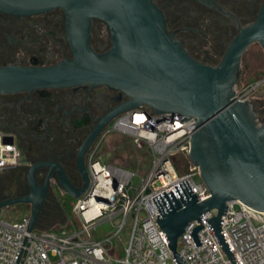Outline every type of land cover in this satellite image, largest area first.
<instances>
[{
    "label": "water",
    "instance_id": "1",
    "mask_svg": "<svg viewBox=\"0 0 264 264\" xmlns=\"http://www.w3.org/2000/svg\"><path fill=\"white\" fill-rule=\"evenodd\" d=\"M52 9L64 12L67 40L72 58L42 68L0 69V94L84 84L107 86L126 95L127 101L114 109L104 128L121 114L142 109L155 115L196 118L191 130L188 159L198 168L209 198L198 202L187 181L168 193L152 198L159 215L155 221L168 242L177 264V240L193 220L200 225L189 233L195 247L203 226L199 217L215 210L205 221L232 264L233 255L221 234V217L227 203L239 201L264 212V121L257 123L252 106L235 98L243 54L252 44L264 52V2L256 21L232 41L216 67L195 62L166 32L162 14L152 0H0V11L30 16ZM92 20L104 22L111 48L102 54L90 46ZM6 143L11 144L9 139ZM81 167L79 188L62 182L64 193L79 199L89 179ZM22 198L0 202V211L17 204L30 206L27 231L15 264H18L29 232L38 228L46 189Z\"/></svg>",
    "mask_w": 264,
    "mask_h": 264
},
{
    "label": "built area",
    "instance_id": "2",
    "mask_svg": "<svg viewBox=\"0 0 264 264\" xmlns=\"http://www.w3.org/2000/svg\"><path fill=\"white\" fill-rule=\"evenodd\" d=\"M264 83L260 80L247 87L237 86L235 98L247 103L251 91ZM155 115L142 109L119 115L102 132L99 143L112 135L125 136L136 150L144 151L148 169L140 174L105 163L94 150L88 157L89 184L75 200L72 221L65 219L57 230L28 233L18 264H177L168 242L155 221L159 215L152 198L174 190L187 181L201 202L209 198L199 178L198 168L188 159L191 130L196 118ZM257 123H260L257 119ZM0 134V172L16 165L19 152ZM134 178L138 185H134ZM221 217V234L236 264H264V212L239 201L227 203ZM216 211L202 214L203 226L197 233L201 243L195 247L189 233L200 225L193 220L177 240L176 253L184 264H232L222 251L205 221ZM29 217L12 222L0 216V264H15L20 252ZM108 222L113 232L102 239L96 227ZM127 230L123 241L122 233Z\"/></svg>",
    "mask_w": 264,
    "mask_h": 264
},
{
    "label": "flooded vegetation",
    "instance_id": "3",
    "mask_svg": "<svg viewBox=\"0 0 264 264\" xmlns=\"http://www.w3.org/2000/svg\"><path fill=\"white\" fill-rule=\"evenodd\" d=\"M152 2L184 53L216 67L240 31L256 21L264 0ZM90 46L98 54L111 48L109 30L100 20L91 22ZM71 58L61 9L30 16L0 11V69L49 67ZM127 99L120 91L89 84L0 94V134L19 152L16 165L0 172V202L27 196L31 175L35 189H46L41 215L63 216L62 204L72 198L62 182L82 185L80 164L87 170L106 118Z\"/></svg>",
    "mask_w": 264,
    "mask_h": 264
},
{
    "label": "rangeland",
    "instance_id": "4",
    "mask_svg": "<svg viewBox=\"0 0 264 264\" xmlns=\"http://www.w3.org/2000/svg\"><path fill=\"white\" fill-rule=\"evenodd\" d=\"M263 61L264 52L260 46L256 44L249 47L242 59L241 68L239 71L238 86L242 85L247 87L260 80H264ZM236 90L237 87H235V91ZM251 92L252 94L249 96L247 103L252 106L253 110L257 113L258 121L262 123V118H264V83ZM97 155L102 156V160L107 164L116 165L132 172L143 174L148 169V158L145 156V152L136 150L129 139H127L125 136L112 135L107 137L100 145ZM133 182L134 185H138L139 180L134 178ZM73 205L71 206V210ZM62 206L65 208L67 207L65 203H63ZM45 213L46 211H44L42 217L39 220L38 228L35 230L36 232L48 229L57 230L64 225V215L57 218H52L44 215ZM29 215L30 209L26 204H17L0 211V216L3 220L12 222L20 221L24 217H29ZM72 219L73 216L70 212L67 220L72 221ZM112 232L113 228L108 222L99 224L95 230L98 239H102L104 236H107ZM126 232L127 230H124L122 233L124 242L127 241V237L124 234Z\"/></svg>",
    "mask_w": 264,
    "mask_h": 264
},
{
    "label": "trees",
    "instance_id": "5",
    "mask_svg": "<svg viewBox=\"0 0 264 264\" xmlns=\"http://www.w3.org/2000/svg\"><path fill=\"white\" fill-rule=\"evenodd\" d=\"M262 120L264 121V118H262ZM75 203V201L73 200V199H71L69 202H66L65 204L67 205V207L65 208V207H63L62 206V208H63V215H64V218L65 219H67V217H68V215L70 214V212H71V206L73 205V204ZM72 204V205H71ZM41 217H42V215H41ZM40 217V218H41ZM42 228V227H41ZM45 228V227H44ZM48 230H52V229H48Z\"/></svg>",
    "mask_w": 264,
    "mask_h": 264
}]
</instances>
